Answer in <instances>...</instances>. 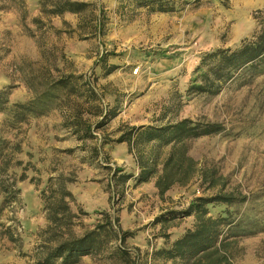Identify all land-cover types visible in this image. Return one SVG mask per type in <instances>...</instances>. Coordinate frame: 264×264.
<instances>
[{
    "label": "rangeland",
    "instance_id": "obj_1",
    "mask_svg": "<svg viewBox=\"0 0 264 264\" xmlns=\"http://www.w3.org/2000/svg\"><path fill=\"white\" fill-rule=\"evenodd\" d=\"M79 1L94 6L82 14L57 17L41 14L38 7L29 9L25 0L23 19L22 9L10 0H0V89L11 86L8 107L32 98L23 78L43 65L52 66L55 57L66 72L93 73L103 99L100 108L105 104L118 108L113 119L93 131L96 139L86 140L64 126L58 109L29 116L11 128L7 112H0V135L10 141V147L19 145L12 157L23 162L20 167L11 165L9 171L20 173L26 165L27 175L17 182L20 203L3 210L14 218V233L21 241H9L0 231V264H36L38 233L46 225L39 193L47 178L58 173L73 178L68 189L81 192V200L76 197L71 204L77 216L74 231L81 233L95 224L99 212L117 209L121 228L131 234L126 245L140 249L137 259L142 262L152 250L168 245L193 225V216L170 218L167 211L183 210L197 196L245 195L244 202L208 205L209 215L228 216L233 222V232L238 234L234 264H264V74L237 76L216 95L187 92L198 82L201 70L196 67L202 54L235 47L248 37L255 28L253 12L264 9V0H176L182 9L168 14H152L131 5L121 8L120 0ZM33 17H41L57 31L36 29L30 21ZM60 55L66 60L64 65ZM110 65L115 67L103 75ZM85 116L91 122L100 120L98 115ZM184 117L223 126L217 134L192 140L189 149L198 167L216 171L215 186L201 183L197 175L187 185L171 187L162 197L154 179L138 185L128 180L122 193L112 187L106 165L132 174L138 168L128 149L118 148L111 155L110 144L101 145L103 136L117 137L116 130L122 125L165 124ZM94 145L100 147L95 156L90 151ZM88 161L96 167L87 165ZM87 184L99 191L88 189ZM105 198L107 206L103 207ZM81 260L82 264H99L98 257Z\"/></svg>",
    "mask_w": 264,
    "mask_h": 264
},
{
    "label": "trees",
    "instance_id": "obj_2",
    "mask_svg": "<svg viewBox=\"0 0 264 264\" xmlns=\"http://www.w3.org/2000/svg\"><path fill=\"white\" fill-rule=\"evenodd\" d=\"M26 15L25 0H10ZM121 8L131 5L143 7L151 13H173L182 9L176 0H120ZM198 2L199 0H194ZM226 3L228 0H221ZM187 2H182V4ZM39 11L46 16L62 17L64 13L82 14L93 8L94 4L79 0H39ZM255 28L243 37L235 47H218L202 54L197 70H201L198 82L189 86L187 92L218 94L223 86L240 76L253 77L264 74V9L253 12ZM36 29L51 28L41 17L31 18ZM99 21V20H98ZM67 24L66 21H63ZM68 25V24H67ZM101 24L98 23L100 30ZM29 35L33 37L32 32ZM60 59L64 65L63 55ZM54 57L52 66L43 65L36 71L25 75L23 82L33 94L26 101L9 104L11 86L0 89V112H7L9 128L26 122L29 116H41L50 110L58 109L65 118L64 126L75 134L78 139H96L93 131L103 128L117 113L118 108L105 104L101 94L97 92L95 83L97 77L91 73L86 75L78 72H66L56 63ZM103 75L110 73L115 66H107ZM39 90H38V88ZM61 93L64 95L61 96ZM85 115H98L100 120L91 122ZM223 126L217 122L194 120L189 117L177 119L165 124L122 125L116 130L117 137L107 134L101 145L126 143L127 149L134 158L138 168L136 174L126 173L119 167L110 168V183L113 188L122 193L121 187L132 179L135 185L154 179V187L159 196L175 185L184 186L197 175L201 183L208 187L217 184L216 171L211 168H200L198 162L189 154L192 140L217 134ZM10 141L0 135V231L9 241L20 242L14 233L12 216L3 214L5 208L20 203V188L18 181L27 179L26 165L20 173L11 167H20L21 160L13 161V152L19 150L18 144L10 147ZM98 146H90L92 155L99 152ZM13 163V164H12ZM10 173H9V172ZM34 182V178H30ZM73 178L58 173L47 178V185L40 190L42 211L46 225L39 233V243L34 250L36 264H82V257H98L99 264H234L233 249L236 248V236L233 222L228 216L209 215L208 205L234 202H244L247 197L234 193H215L211 196L193 198L183 210H170V218L193 216V225L171 241L168 245L154 249L149 253L148 260L137 259L140 249L126 245V239L131 234L120 225L117 209L99 212L101 216L95 224L83 228L81 233L73 229L76 213L71 204L75 197L67 188V183ZM37 184V183H35ZM6 216V221L1 218ZM165 217V213L160 218ZM159 218V217H158ZM11 220V224L7 221ZM166 220V219H163ZM132 252L136 254L133 257ZM148 254V252H146Z\"/></svg>",
    "mask_w": 264,
    "mask_h": 264
},
{
    "label": "crops",
    "instance_id": "obj_3",
    "mask_svg": "<svg viewBox=\"0 0 264 264\" xmlns=\"http://www.w3.org/2000/svg\"><path fill=\"white\" fill-rule=\"evenodd\" d=\"M38 1L39 0H36V3L35 4H33L32 2H34V0H27V4H28V8L29 9H31V8H34V7H38L39 8V4H38ZM153 14V13H152ZM164 14V13H163ZM168 14V13H167ZM68 15H77V14H74V13H69V12H66V13H64L63 14V16L62 17H67ZM57 17H59V16H57ZM108 145V144H107ZM116 145V146H115ZM125 144H124V142H122V143H115L114 145H108V148L110 149L109 150V152H111V155H113L112 153H114V151L116 150V149H127L126 148V146H124ZM106 146V145H105ZM114 149V150H113ZM113 150V151H112ZM87 165H89L90 167H96V165H94V164H92V162L91 161H88L87 162ZM137 172H135L134 174H136ZM129 180H132V179H129ZM133 183H134V181H133ZM144 183V182H143ZM72 185H74V184H70V186H72ZM88 186H87V188L88 189H91V190H94V189H97V188H95V187H92V186H90L91 184H87ZM69 186V187H70ZM69 190L71 191V192H73L72 194L74 195V197H75V199H76V197L79 199V200H81V192H74V190L73 189H70L69 188ZM98 191H99V189H97ZM101 191V190H100ZM86 193V192H85ZM101 193H102V191H101ZM102 198H103V195L101 196ZM107 200H106V198H105V200H104V203H103V207H106L107 206Z\"/></svg>",
    "mask_w": 264,
    "mask_h": 264
}]
</instances>
